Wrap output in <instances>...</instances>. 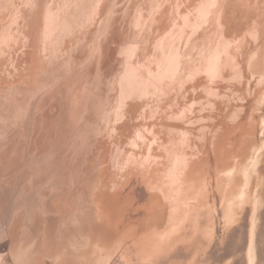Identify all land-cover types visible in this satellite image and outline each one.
<instances>
[{
    "label": "rangeland",
    "instance_id": "1",
    "mask_svg": "<svg viewBox=\"0 0 264 264\" xmlns=\"http://www.w3.org/2000/svg\"><path fill=\"white\" fill-rule=\"evenodd\" d=\"M150 260L264 264V0H0V264Z\"/></svg>",
    "mask_w": 264,
    "mask_h": 264
},
{
    "label": "bare ground",
    "instance_id": "2",
    "mask_svg": "<svg viewBox=\"0 0 264 264\" xmlns=\"http://www.w3.org/2000/svg\"><path fill=\"white\" fill-rule=\"evenodd\" d=\"M142 238H143V237H142ZM142 238H141V239H142ZM145 238H146V237H145ZM142 241H143V240H142ZM142 241H141V243H142ZM146 241H147V240H145V242H146ZM139 244H140V243H139ZM140 246H143V245L140 244ZM144 247H145V246H144ZM146 247H147V246H146ZM150 247L152 248V247H153V244H152V246H150ZM140 248H141V247H140ZM140 248H139V249H140ZM144 249H145V248H144ZM137 250H138V249H137ZM141 250H142V249H141ZM153 250H154V249L152 248V251H153ZM138 251H139V250H138ZM149 251H150V250H149ZM149 251H148V252H149ZM150 253H151V254H150L149 256H153L152 254H154V253H152L151 251H150ZM137 254H138V253H137ZM137 254H136V255H137ZM139 256H140V255H139ZM136 257H137V256H135V258H136ZM147 259H149V258H147ZM147 259H146V260H147ZM136 260H138V259H136ZM145 262H146V261H145ZM156 262H157V261H156ZM138 263H140V262L138 261ZM147 263H148V262H147ZM147 263H146V264H147ZM149 263L151 264V260H150ZM135 264H136V263H135ZM143 264H144V262H143ZM157 264H158V263H157Z\"/></svg>",
    "mask_w": 264,
    "mask_h": 264
}]
</instances>
